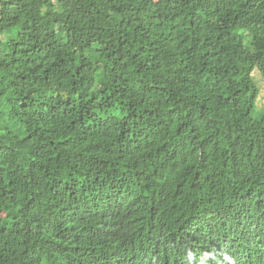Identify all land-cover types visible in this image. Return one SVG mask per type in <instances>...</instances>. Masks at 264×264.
Returning <instances> with one entry per match:
<instances>
[{"label":"trees","instance_id":"1","mask_svg":"<svg viewBox=\"0 0 264 264\" xmlns=\"http://www.w3.org/2000/svg\"><path fill=\"white\" fill-rule=\"evenodd\" d=\"M10 31L0 264H264V0H0Z\"/></svg>","mask_w":264,"mask_h":264},{"label":"rangeland","instance_id":"2","mask_svg":"<svg viewBox=\"0 0 264 264\" xmlns=\"http://www.w3.org/2000/svg\"><path fill=\"white\" fill-rule=\"evenodd\" d=\"M17 33L16 31H10L5 33H0V40L8 41L10 39L16 38ZM250 40L247 41V45L250 47ZM254 78L256 80V83L261 89V94L259 97V102H257L255 112L253 114V117L255 119H259L264 111V76H262L259 72H255Z\"/></svg>","mask_w":264,"mask_h":264}]
</instances>
